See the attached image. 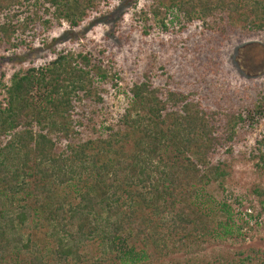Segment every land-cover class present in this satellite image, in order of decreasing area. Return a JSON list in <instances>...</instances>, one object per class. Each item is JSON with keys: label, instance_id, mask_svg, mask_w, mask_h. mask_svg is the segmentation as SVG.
Masks as SVG:
<instances>
[{"label": "trees", "instance_id": "1", "mask_svg": "<svg viewBox=\"0 0 264 264\" xmlns=\"http://www.w3.org/2000/svg\"><path fill=\"white\" fill-rule=\"evenodd\" d=\"M109 1L0 0V47L4 38L11 40L18 30L29 32L38 21L47 26L53 19L59 25L65 21L74 28L94 12L96 18L103 17L100 7ZM151 6L154 15L164 10L167 16L162 0ZM168 6L184 19L175 30L177 35L201 20L207 54L213 52L212 67L217 70L222 68V48L233 37L264 39V0H169ZM102 21L107 20L98 22ZM160 23L169 29L163 18ZM96 75L106 77L100 59L59 51L49 65L13 73L4 85L5 103L0 101V264H26V253L36 250L22 233L32 213L48 223L55 256L65 264H85V247L92 240L101 247L95 264L110 260L151 264L155 256L165 259L204 241L237 237L242 225L236 224L232 205L217 200L207 188L227 177L228 159L245 142L241 126L258 123L264 111V91L246 103L212 99L210 104L198 96V90L156 86L145 79L132 91L137 100L135 114H124L127 126L140 133L136 150L128 156L117 154L115 160L97 161L86 152L89 143L71 145L69 138L70 126L76 123L73 99ZM59 136L69 141L70 154L57 150ZM250 156L258 159L259 169L264 167V131ZM84 175L92 183L78 190L76 202L55 196L54 185L82 181ZM256 192L264 196V190ZM19 193L25 194L24 199L32 198L33 204L16 203ZM141 205L148 209L147 216L140 215ZM135 240L143 244L141 249L132 243ZM252 253L228 261L221 256L211 262L189 261L264 264V250ZM32 260L44 264L43 257L33 255Z\"/></svg>", "mask_w": 264, "mask_h": 264}, {"label": "rangeland", "instance_id": "2", "mask_svg": "<svg viewBox=\"0 0 264 264\" xmlns=\"http://www.w3.org/2000/svg\"><path fill=\"white\" fill-rule=\"evenodd\" d=\"M156 1L110 0L100 7L105 16L96 18L98 13L94 12L78 27L72 28L65 21L59 25L54 19L51 26L38 21L29 32L18 30L11 40L4 38L0 47V101L5 103L4 85L13 73L45 67L59 51L72 56L88 54L93 61L100 59L106 77H91L87 89L73 99L76 123L70 126L69 136L71 145L89 143L87 154L100 161L115 160L117 154L128 156L136 150L140 133L127 126L124 114L128 111L131 116L135 114L137 100L132 91L145 79H150L156 86L198 90V96H204L205 102L208 100L210 104L212 99L225 104L230 101L246 103L259 90L264 91V39L233 37L222 48V68L217 70L212 67L213 52L207 54L201 20L177 35L175 30L184 22L182 15L168 6L169 0H162L167 16H163L164 10L154 15L151 4ZM40 14L43 18H52L50 14ZM162 18L169 29L163 28ZM99 19L107 21L98 22ZM20 40L24 42L19 44ZM15 43L18 46H14ZM258 119L252 126L248 122L241 126L245 142L237 145L235 154L228 159L227 177L223 181H213L207 188L217 200L232 205L234 220L237 225H242L240 234L228 240L204 241L165 259L158 260L155 256L151 264H193L190 261L195 258L211 262L220 256L228 261L264 250V196L256 192L264 190V167L259 169L258 159L250 156L256 139L264 131V111ZM58 138L57 150H66L70 154L69 141L62 136ZM106 142H110L111 147ZM85 177L82 181L77 179L62 186L54 185L55 196L66 202H76L78 190H85L92 183ZM23 197L25 194L19 193L15 202L33 204L32 198ZM139 213L147 216L149 211L141 205ZM49 232L48 223L32 213L22 233L36 250L31 248L26 253V264H35L33 255L43 257L44 264H65L55 256V240ZM98 242L92 240L85 247V264H95L101 256ZM132 243L137 249L143 247L139 240ZM148 250L152 252L151 248ZM103 264L118 263L110 260Z\"/></svg>", "mask_w": 264, "mask_h": 264}]
</instances>
